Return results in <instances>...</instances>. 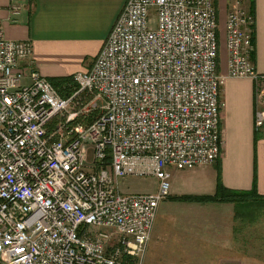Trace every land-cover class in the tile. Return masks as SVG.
<instances>
[{
  "label": "built area",
  "instance_id": "1",
  "mask_svg": "<svg viewBox=\"0 0 264 264\" xmlns=\"http://www.w3.org/2000/svg\"><path fill=\"white\" fill-rule=\"evenodd\" d=\"M11 1L19 12L24 0ZM254 26L233 0L228 78L256 84L264 133ZM218 30L215 0H128L64 97L34 70L31 42L6 39L0 24V264H144L171 171L221 156ZM127 177L158 188L123 192Z\"/></svg>",
  "mask_w": 264,
  "mask_h": 264
},
{
  "label": "crops",
  "instance_id": "2",
  "mask_svg": "<svg viewBox=\"0 0 264 264\" xmlns=\"http://www.w3.org/2000/svg\"><path fill=\"white\" fill-rule=\"evenodd\" d=\"M127 1L24 0L15 13L11 0H0V24L6 39L31 42L34 70L52 83L90 71ZM232 2L215 0L220 41L218 72L224 78L219 162L192 171L172 170L171 195L159 205L158 213L162 211L171 223L190 218L189 224L177 227L200 241L230 250V258L223 264H264V222L256 219L258 210L250 209L254 202L248 208L244 205L246 209L241 208V217L237 218L239 206L235 203L171 200L185 195H214L219 174L227 189L251 191L256 187L264 197V137L255 131L256 84L249 79L228 78L226 22ZM243 4L255 18L253 62L257 72L264 75V0H243Z\"/></svg>",
  "mask_w": 264,
  "mask_h": 264
},
{
  "label": "rangeland",
  "instance_id": "3",
  "mask_svg": "<svg viewBox=\"0 0 264 264\" xmlns=\"http://www.w3.org/2000/svg\"><path fill=\"white\" fill-rule=\"evenodd\" d=\"M92 157L93 151L90 153V159ZM155 181L154 178L127 177L121 182V190L123 192H155L158 188V182L156 181V184ZM242 209L245 210L246 207ZM250 209L258 210L255 217L261 218L260 222H264V203L260 207ZM189 220L182 219L178 223H171L169 217L160 211L144 264H223L230 258V250L219 244L213 245L200 241L177 227L178 224L186 226Z\"/></svg>",
  "mask_w": 264,
  "mask_h": 264
},
{
  "label": "trees",
  "instance_id": "4",
  "mask_svg": "<svg viewBox=\"0 0 264 264\" xmlns=\"http://www.w3.org/2000/svg\"><path fill=\"white\" fill-rule=\"evenodd\" d=\"M52 83L59 90L60 94L64 97L69 96L74 90V88H76V84L74 83V78L72 77L67 79L54 80L52 81ZM258 136L264 137V133H259ZM218 162L219 160L216 163ZM171 200L180 201V202L201 203V204L222 203V202L235 203L237 204V206H239L236 211L237 218L241 217L240 209L244 205H246V207L248 208L249 207L248 204L254 202L252 208H255V207H260V204L264 203V197L260 196L257 193L256 187H254L251 191H235V190L227 189L221 181L220 174L218 175L217 190L214 195H203V196L185 195V196L173 197Z\"/></svg>",
  "mask_w": 264,
  "mask_h": 264
}]
</instances>
